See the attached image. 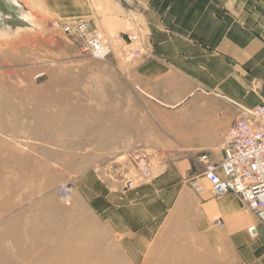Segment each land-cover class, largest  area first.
<instances>
[{
    "label": "rangeland",
    "instance_id": "rangeland-1",
    "mask_svg": "<svg viewBox=\"0 0 264 264\" xmlns=\"http://www.w3.org/2000/svg\"><path fill=\"white\" fill-rule=\"evenodd\" d=\"M5 1L0 0V30L11 33L0 36V103L24 111L0 117V142L7 147L0 152V173L9 176L3 183L9 193L0 198V264H47L18 256L38 238L49 259L64 256L60 249L69 240L92 264H140L124 255L77 186L92 172L126 192L166 171L182 159L175 154L179 142L170 125L182 110H168L141 94L136 79L141 59L127 61L120 45L97 60L59 27L72 17L61 18L38 0H21L32 13L33 22L26 21L20 8ZM82 18L91 24L90 17ZM14 148L24 157L4 160ZM65 188L72 189L69 199ZM193 240L194 234L155 238L156 247L140 260L178 264L184 258L174 250ZM229 243L218 244V254L227 249L228 264H240Z\"/></svg>",
    "mask_w": 264,
    "mask_h": 264
},
{
    "label": "crops",
    "instance_id": "crops-1",
    "mask_svg": "<svg viewBox=\"0 0 264 264\" xmlns=\"http://www.w3.org/2000/svg\"><path fill=\"white\" fill-rule=\"evenodd\" d=\"M38 1L61 18L90 17L92 28L109 38L143 37L145 55L136 64L141 94L182 110L170 124L182 159L166 171L126 192L92 172L77 186L124 255L145 264L140 259L155 238L209 234L228 240L240 264H264V226L254 213L230 194L198 197L189 184L204 172L206 154L221 163L224 136L241 112L264 106V0ZM251 225L257 239L248 233Z\"/></svg>",
    "mask_w": 264,
    "mask_h": 264
},
{
    "label": "built area",
    "instance_id": "built-area-1",
    "mask_svg": "<svg viewBox=\"0 0 264 264\" xmlns=\"http://www.w3.org/2000/svg\"><path fill=\"white\" fill-rule=\"evenodd\" d=\"M58 25L66 35L80 42L82 52L97 60L112 55L117 44L127 61L138 60L144 55V40L137 34L129 35L127 40L123 37L108 38L102 31L94 30L85 18H71ZM43 76L39 75L38 79ZM224 138L221 163H212L210 155L206 154L200 159L204 172L201 177H192L189 184L201 198L221 199L229 194L239 198L264 226V106L242 111ZM126 186L131 189L132 182ZM248 233L251 239L259 237L255 225L248 228Z\"/></svg>",
    "mask_w": 264,
    "mask_h": 264
},
{
    "label": "bare ground",
    "instance_id": "bare-ground-1",
    "mask_svg": "<svg viewBox=\"0 0 264 264\" xmlns=\"http://www.w3.org/2000/svg\"><path fill=\"white\" fill-rule=\"evenodd\" d=\"M6 1L12 2L18 8H20L21 16L26 21H31L33 19L31 11H28L29 9L27 10L24 7V5H23L24 2H22L21 0H6ZM0 18H1V16H0ZM31 22H33V21H31ZM10 30H11L10 28L0 30V36H2V37L8 36L9 33H11ZM105 107H108V105L106 104ZM22 108L23 107L19 108L20 111H17L18 108L11 107V102H2V103H0V117L10 116V114H15L17 112H23L24 110L21 111ZM25 110H27V108ZM0 144H1V142H0ZM2 146L3 145L1 144L0 152L4 149L6 150V148H7L6 146H4V147H2ZM13 153L14 154L12 155V157L7 156V158H5V157H2V158L6 161H12V159L17 158L19 156H21V157H19L20 159L24 157V155H22V153H18L15 148L13 149ZM29 163H31V165H33V161H31L30 159H28L27 164H29ZM8 178H9L8 175H6L4 177L0 173V198L7 196V193H9V190H7V187L3 185V183L6 180H8ZM65 191L66 192H65L64 196H66V198L69 199V197L72 193V189H66ZM0 215L3 216L4 212L0 213ZM28 236H29V234H28ZM50 237H51L50 240H52L53 242L57 241L58 237H57V235H55V233L52 232ZM42 242H43V239L38 238L35 242H33L32 245H30L28 247L27 250L24 251V249L22 248V250H21V252H19L18 256H20L21 258H28V259H30V257L31 258H37V259H40L41 262L47 263V264H50V263L51 264H92L90 255L88 258H86L84 255L77 254L81 250L78 249V251L76 253L75 249H72V247L69 245V242H70L69 240L66 241L67 243L65 242L66 243V246L64 247L65 249L64 250H63V248L60 249L61 250L60 253H63L64 256L60 255L61 257H58V259H49L46 256L43 257L42 253L39 250V247L42 244ZM222 242L227 244V240L225 238L215 239L214 236L207 234L206 238H203V239L201 238V240L200 239L193 240V243L190 245L178 246L174 250V253H176L178 255H182V258H184V260H182V262L180 261L178 264H228V260H227V257H228L227 251L228 250L226 249V251H223V253L218 254V247L217 246H218V244H220ZM206 249H208V251ZM228 249H230V248L228 247ZM202 250L206 251L207 254L203 256L201 253H199V251L201 252ZM74 254H75L74 257L76 259L73 261V258H74L73 255ZM0 257L2 258L4 256L1 255ZM42 258H44V259H42ZM163 259H166V257H164ZM37 262H38V264H40L38 260H37ZM167 264H169V263H167Z\"/></svg>",
    "mask_w": 264,
    "mask_h": 264
}]
</instances>
